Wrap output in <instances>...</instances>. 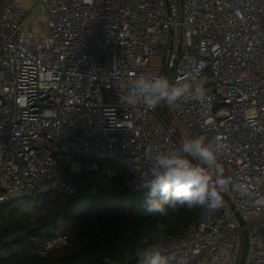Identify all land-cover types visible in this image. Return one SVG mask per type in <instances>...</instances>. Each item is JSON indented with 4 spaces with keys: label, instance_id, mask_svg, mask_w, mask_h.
I'll list each match as a JSON object with an SVG mask.
<instances>
[{
    "label": "built area",
    "instance_id": "2783aa9c",
    "mask_svg": "<svg viewBox=\"0 0 264 264\" xmlns=\"http://www.w3.org/2000/svg\"><path fill=\"white\" fill-rule=\"evenodd\" d=\"M36 7L44 31L30 36ZM141 75L203 84L202 102H164L166 113L184 142L228 145L219 164L233 208L222 196L155 243L184 264H238L244 231L243 264H264V0H0V205L68 199L75 176L110 192L115 169L131 194L150 190L154 157L182 145L162 102L125 99Z\"/></svg>",
    "mask_w": 264,
    "mask_h": 264
},
{
    "label": "trees",
    "instance_id": "16d2710c",
    "mask_svg": "<svg viewBox=\"0 0 264 264\" xmlns=\"http://www.w3.org/2000/svg\"><path fill=\"white\" fill-rule=\"evenodd\" d=\"M114 188L93 192L86 177L75 176L77 191L51 202L33 197L0 205V264H100L109 257L137 264L138 253L159 236L182 233L201 208L163 204L165 214L147 211L149 192L131 194L128 175L115 169ZM161 226V227H158ZM65 236L66 242L43 258L33 254L42 243Z\"/></svg>",
    "mask_w": 264,
    "mask_h": 264
},
{
    "label": "clouds",
    "instance_id": "9594fccd",
    "mask_svg": "<svg viewBox=\"0 0 264 264\" xmlns=\"http://www.w3.org/2000/svg\"><path fill=\"white\" fill-rule=\"evenodd\" d=\"M188 98L202 102L206 98L203 84L194 83L192 78L172 84L167 78L149 75L134 79L125 97L130 104L142 101L150 109L162 101L175 104ZM227 148L220 138L207 142L197 137L184 142L179 150L157 154L153 178L144 185L150 187L147 211L163 215V204L170 202L173 207L178 204L189 210L200 207L214 212L221 208L229 180L223 175L219 157ZM138 257L137 264H184L183 258L158 243L144 248Z\"/></svg>",
    "mask_w": 264,
    "mask_h": 264
},
{
    "label": "water",
    "instance_id": "95a60500",
    "mask_svg": "<svg viewBox=\"0 0 264 264\" xmlns=\"http://www.w3.org/2000/svg\"><path fill=\"white\" fill-rule=\"evenodd\" d=\"M162 108H163V114L165 115V118H166V121L168 123V125L173 129L177 139L180 141L181 145H183L184 141L181 137V135L178 133V131L174 128V126L172 125L171 123V119L170 117L167 115L166 113V110H165V104L164 102L162 101ZM222 196L225 198L226 202L228 203V205L233 208V205L232 203L230 202V200L226 197V195L224 193H222ZM235 217H236V220L238 222V224L240 226H242V222H241V219L240 217L235 214ZM241 236H242V250H241V255H240V258H239V261H238V264H243L244 262V259H245V254H246V250H247V236H246V233L244 231L241 232Z\"/></svg>",
    "mask_w": 264,
    "mask_h": 264
},
{
    "label": "rangeland",
    "instance_id": "374dc122",
    "mask_svg": "<svg viewBox=\"0 0 264 264\" xmlns=\"http://www.w3.org/2000/svg\"><path fill=\"white\" fill-rule=\"evenodd\" d=\"M39 17L40 12L37 7L32 12H29L26 17V29L31 35L44 31V25L40 23ZM159 108L162 111V104H160Z\"/></svg>",
    "mask_w": 264,
    "mask_h": 264
},
{
    "label": "crops",
    "instance_id": "0c3cea01",
    "mask_svg": "<svg viewBox=\"0 0 264 264\" xmlns=\"http://www.w3.org/2000/svg\"><path fill=\"white\" fill-rule=\"evenodd\" d=\"M21 2H22L23 4H25V5H27V0H21ZM26 33H27L28 35H30V36H34V35L38 34L39 32L36 33V34L31 35V34L27 31V29H26Z\"/></svg>",
    "mask_w": 264,
    "mask_h": 264
}]
</instances>
